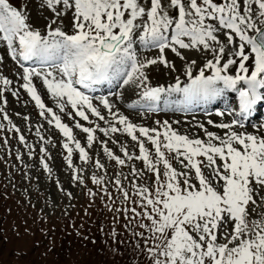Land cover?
<instances>
[{
    "label": "snow or ice",
    "instance_id": "1",
    "mask_svg": "<svg viewBox=\"0 0 264 264\" xmlns=\"http://www.w3.org/2000/svg\"><path fill=\"white\" fill-rule=\"evenodd\" d=\"M39 7L51 13L50 18L44 17L48 22L43 29L30 22L27 3L17 7L12 0H0V42L22 68L20 87L35 102L39 115L65 138L62 146L70 168L74 151L84 163L91 157L73 134V127L46 106L34 78L42 80L59 112L76 121L74 127L86 134L87 148L99 142L116 165L140 160L144 169L153 173L152 188L133 182L138 199L132 203L141 211L123 209L149 222L139 227L150 234L144 243L151 264H264V117L259 123L252 122L258 106L264 104V0H40ZM69 26L70 30H65ZM137 45L145 51L157 49L159 55L141 58ZM168 49L181 60L185 59L181 49L203 52L211 58L195 74L196 61L192 60L184 71L187 82L177 76L174 83L153 86L148 75L152 66L176 71L165 56ZM26 63L39 67H25ZM106 82L139 89L137 105L146 111L163 105L189 112L194 106L230 96L226 111L215 115L227 114L233 119L215 124L207 121L226 130L224 135L204 129L206 140L190 138L167 121L157 122V128L136 125L114 110L109 99L100 98L99 105L109 120L93 103L94 97L84 91ZM12 83L0 75V98ZM12 95L18 93L13 91ZM0 113L11 125L9 130L19 133L3 107ZM90 116L108 127H100ZM80 120L95 126L86 127ZM245 122L261 134L236 131L245 128ZM198 127L203 129L204 125ZM3 128L0 124V130ZM97 131L113 144L117 143L112 139L114 134H126L136 143L139 154H131L127 145L121 144V158L106 141H98ZM19 141L27 145L23 135ZM40 150L46 152L43 147ZM172 160L183 170L174 168ZM95 166L105 167L100 160ZM132 175L143 172L133 167ZM92 182L100 185L103 178L93 175ZM115 184L129 201L119 174ZM104 192L111 198L106 188ZM254 214L259 218H252ZM138 235L143 237L144 233Z\"/></svg>",
    "mask_w": 264,
    "mask_h": 264
},
{
    "label": "rangeland",
    "instance_id": "2",
    "mask_svg": "<svg viewBox=\"0 0 264 264\" xmlns=\"http://www.w3.org/2000/svg\"><path fill=\"white\" fill-rule=\"evenodd\" d=\"M12 2L17 7L27 3L31 15L30 22L41 29L48 22L44 17H51L50 12L39 7L40 0H12ZM164 2L167 3V0ZM173 12L175 13L174 10H170V14ZM65 23H68V17H65ZM65 30H70V26ZM220 38L225 39L223 36ZM137 49L140 56V46H137ZM171 52L170 49L166 50L165 56L172 64L176 62V65L174 64L176 71H170L163 65L152 66L148 69V75L153 86L162 85L169 80H173L174 83L177 76L187 82L183 77L188 64L192 60L196 61V65L193 66L195 74L207 59L211 58L203 52L183 49L182 55L185 59L181 60L178 56L173 62L171 57L174 59L175 57L171 56ZM157 55H159L158 50L154 56L145 57L153 58ZM21 73L20 65L12 60L6 45L0 42V75L13 82L9 90L4 92L3 98H0V107L4 108L12 124L20 129L19 133L10 131L11 125L3 120V113H0V124L4 125L3 130H0V264H151L144 243L145 238L150 234L139 227L141 223L149 222L139 217L134 218L131 211L125 213L123 209L136 208L137 211H141L132 203L138 199L134 194L133 182L137 186L152 188L155 180L153 173L146 171L140 160L126 161V166L123 167L116 165L105 155L103 145L99 142H94L91 148H87L86 134L74 127L76 121L59 112L56 102L47 93L42 80L34 78V84L46 106L56 111L61 116L62 122L73 127V134L91 157L89 162L84 163L79 159V153L74 151L73 167L70 168L65 160L67 153L62 146L65 138L59 130L47 122V119L39 115L40 110L35 106V102L20 87L23 83L19 78ZM13 91L18 95L13 96ZM99 99H94L93 103L97 104L101 112L110 120L107 111L99 105ZM114 104V110H118L120 114L139 126L157 128V122L162 124L167 121L180 134L204 140L207 139L204 129L217 135H224L226 131L208 123L204 125L202 122L200 124L204 125L203 129L193 127L195 124L192 121L184 122L182 118L166 117L171 113L165 111L137 110L136 108L139 107L137 102H127L126 110H121L117 101ZM229 104L230 100H227L225 105L229 106ZM67 111L72 110L68 108ZM130 111L140 112L142 116L139 114L134 116ZM25 117L28 119L25 120ZM90 119L96 121L95 117L90 116ZM79 122L86 127L95 126L83 120ZM96 122L100 127H108L103 121ZM245 130L261 134L250 124L243 129L236 128V131ZM20 135L25 137L27 145L20 143ZM95 135L98 141H106L108 148L121 158H123V153L120 151L121 144L127 145L131 154H139L136 143L126 134H114L112 139L117 141L116 144H113L112 140L102 132L97 131ZM41 136L44 140L40 139ZM42 147L46 152H41ZM146 147L154 152L151 144L146 143ZM18 155L21 159H17ZM96 160H100L105 167L97 168ZM41 161L47 163L51 171L45 170ZM171 162L174 168L183 170L175 160ZM133 167L143 172V175L133 176ZM118 174L120 186L129 192L131 198L129 201H125L122 194L117 191L115 180ZM93 175L103 178V183L94 184ZM74 176L77 178L74 179ZM105 188L111 194V198L105 194ZM255 198L259 204L260 197ZM259 211L260 209L257 208V213ZM252 218L258 219L259 216L254 214ZM138 233H144V236Z\"/></svg>",
    "mask_w": 264,
    "mask_h": 264
},
{
    "label": "bare ground",
    "instance_id": "3",
    "mask_svg": "<svg viewBox=\"0 0 264 264\" xmlns=\"http://www.w3.org/2000/svg\"><path fill=\"white\" fill-rule=\"evenodd\" d=\"M172 14L175 15L174 12ZM140 51H141L140 53L141 58H144L145 56H151V55L154 56L157 53V49H152L151 51H145V50L140 49ZM180 52L181 54H184L183 49H181ZM171 53H172L171 56L175 57V59L171 57L172 61L174 62V60H177L178 56L174 52H171ZM174 64L176 65V62H174ZM183 78L187 79L186 76H184ZM171 83H173V80H169V82H163L162 85H168ZM97 86L99 87L98 90L93 91L91 93L88 92V94H92L93 97H95L94 99L107 98L109 99L110 102L114 101L113 104L115 103V101H117L118 105H120L121 110L123 109L126 110L128 108V106H125L127 102L129 103V102L140 101L139 89H134L132 86H125L122 83L118 84V83H107V82L97 85ZM114 93H117V95H113ZM173 99H177V97L174 96ZM230 99L231 97L229 96V98L217 99L207 104H201L198 106H194L189 112L176 111V110H173V108H167V109L161 108V109L166 112L172 111L174 113V114H167L166 117H171V118L173 117V118H178V119L182 118L181 120L184 122L192 121V123L195 124V126L193 127H198L200 122L206 125L208 120H212L214 123L215 122L220 123L221 120H223V122L227 123L233 119V116L230 117V116L225 115L224 117H219L215 115V113L217 111H226L227 106L225 104H226V101ZM262 106L264 107V104L258 106L257 113L252 118V122L256 121L257 123H259L257 118L259 117L258 115L260 113V109ZM131 114H133L134 116L135 114H139V116H142L140 112H131Z\"/></svg>",
    "mask_w": 264,
    "mask_h": 264
}]
</instances>
